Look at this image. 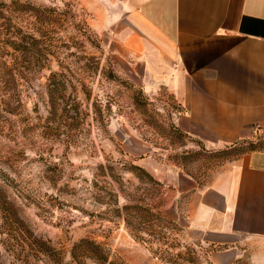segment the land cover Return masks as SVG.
I'll return each instance as SVG.
<instances>
[{
    "label": "rangeland",
    "instance_id": "374dc122",
    "mask_svg": "<svg viewBox=\"0 0 264 264\" xmlns=\"http://www.w3.org/2000/svg\"><path fill=\"white\" fill-rule=\"evenodd\" d=\"M135 1L0 0V264H223L185 228L184 182L264 150V127L235 146L185 133L129 52ZM237 248L264 264L263 242Z\"/></svg>",
    "mask_w": 264,
    "mask_h": 264
},
{
    "label": "crops",
    "instance_id": "0c3cea01",
    "mask_svg": "<svg viewBox=\"0 0 264 264\" xmlns=\"http://www.w3.org/2000/svg\"><path fill=\"white\" fill-rule=\"evenodd\" d=\"M130 5L123 15L129 52L136 60L143 55L149 85L175 96L185 133L221 147L264 127V0ZM184 183L185 228L195 239L224 246L220 263H241L237 247L244 242L264 243V151L237 157L203 188L192 179Z\"/></svg>",
    "mask_w": 264,
    "mask_h": 264
},
{
    "label": "trees",
    "instance_id": "16d2710c",
    "mask_svg": "<svg viewBox=\"0 0 264 264\" xmlns=\"http://www.w3.org/2000/svg\"><path fill=\"white\" fill-rule=\"evenodd\" d=\"M255 136H253V138H254ZM252 138V139H253ZM244 141H247V140H244ZM241 142H243V141H241ZM238 143H240V142H238ZM238 143H235L234 144V146L235 145H237ZM252 151H264V150H252ZM251 151V152H252ZM243 154H245V153H243ZM243 154H241V155H243ZM240 155V156H241ZM239 157V156H238ZM136 170H138L140 173H141V175H140V173H139V176L141 177V178H143V176H147L148 178H150V180H152V178H151V176L143 169V168H141V167H136ZM3 199L5 200H7V198H5V197H3ZM6 203H8L9 204V202L7 201ZM83 244H86V246L87 245H90V246H95L94 248L98 251V254L99 255H102V250H101V248H99V246L98 245H96L95 243H92V242H89V241H82L81 243H80V245H83ZM102 258H104L103 260L104 261H106L107 259H105V257L104 256H102Z\"/></svg>",
    "mask_w": 264,
    "mask_h": 264
}]
</instances>
